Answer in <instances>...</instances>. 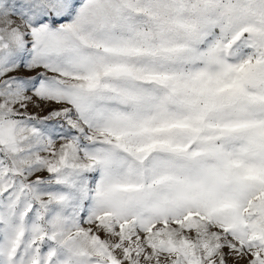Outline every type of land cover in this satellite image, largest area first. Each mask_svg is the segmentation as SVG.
Listing matches in <instances>:
<instances>
[{
  "label": "snow or ice",
  "instance_id": "obj_1",
  "mask_svg": "<svg viewBox=\"0 0 264 264\" xmlns=\"http://www.w3.org/2000/svg\"><path fill=\"white\" fill-rule=\"evenodd\" d=\"M0 264H264V0H0Z\"/></svg>",
  "mask_w": 264,
  "mask_h": 264
}]
</instances>
